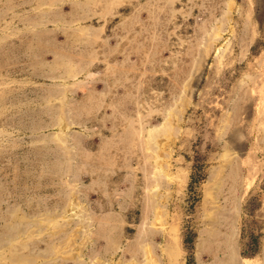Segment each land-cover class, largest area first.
Segmentation results:
<instances>
[{"label": "rangeland", "instance_id": "rangeland-1", "mask_svg": "<svg viewBox=\"0 0 264 264\" xmlns=\"http://www.w3.org/2000/svg\"><path fill=\"white\" fill-rule=\"evenodd\" d=\"M0 264H264V0H0Z\"/></svg>", "mask_w": 264, "mask_h": 264}, {"label": "bare ground", "instance_id": "bare-ground-1", "mask_svg": "<svg viewBox=\"0 0 264 264\" xmlns=\"http://www.w3.org/2000/svg\"><path fill=\"white\" fill-rule=\"evenodd\" d=\"M166 129H167V128H166ZM235 176H236V175H235ZM217 221H218V220H217ZM217 221H216V222H217ZM218 224H219V223H218ZM221 224H222V223H221ZM221 224H220V225H221ZM219 227H220V226H219ZM227 227H228V226H227ZM230 227H231V226H230ZM214 233H215V232H214ZM214 233H213V234H214ZM216 234H218V233L216 232ZM215 236H216V235H215ZM227 236H228V235H227ZM216 237H217V236H216ZM225 238H226V237H225ZM214 242H215V241H214ZM211 243H212V242H211ZM222 243H223V242H222ZM215 244H216V243H215ZM219 244H220V243H219ZM212 245H213V244H212ZM217 246H218V245H217ZM215 247H216V246H215ZM211 249H212V248H211Z\"/></svg>", "mask_w": 264, "mask_h": 264}]
</instances>
